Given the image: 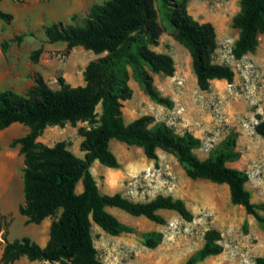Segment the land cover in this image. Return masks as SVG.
<instances>
[{"label": "rangeland", "instance_id": "rangeland-1", "mask_svg": "<svg viewBox=\"0 0 264 264\" xmlns=\"http://www.w3.org/2000/svg\"><path fill=\"white\" fill-rule=\"evenodd\" d=\"M105 1L2 0L0 9L11 14L12 20L10 23L0 20V91L24 95L34 85L36 75L52 90L59 89V78L72 87L83 86L86 65L105 54L96 55L80 46L67 50L61 42L50 44L44 28L52 23L62 27L82 26L90 8ZM239 1L186 0V11L194 20L214 27L217 48L212 62L227 66L234 73L231 82L213 80L209 90L201 91L187 50L174 39L163 0H154L160 35L158 44L148 48L169 56L175 71L172 76H164L145 69L161 96L170 100L171 107L150 99L132 69L127 67L131 97L122 102V117L127 124L141 116H151L150 128L163 123L174 135H192L199 141V146L192 151L199 160L208 158L211 151L231 137L234 157L225 165L247 174L244 187L251 202L259 204L264 203V138L255 133L254 127L264 120V35L259 36L254 52L240 59L233 57L231 49L238 31L232 27V18L239 11ZM17 37L21 40H16ZM3 44H7L5 49ZM38 49L41 53L33 62L30 54ZM96 112H100L99 106ZM85 126V123L50 126L37 140L50 147L63 142L75 157L84 159L78 129ZM27 132L28 128L20 124L0 130V174L13 173L11 179L0 181V251L6 241L22 237L44 247L49 239V227L60 214L58 211L55 217L35 225L26 224L18 213V207L24 202V165L19 146L11 143ZM109 149L118 161V168H107L97 161L90 166L101 195L119 193L134 202H147L158 195L171 196L182 200L193 218L186 222L175 212L160 210L157 214L164 223L157 224L116 208H106L120 223L140 233L160 232L162 239L156 247L149 248L134 234L112 236L93 225L91 235L97 264H185L203 246L208 230L220 233L218 244L223 250L196 264H255L256 258H264V226L230 202L226 185L188 178L184 167L169 152L157 150V158L151 160L141 148L116 140L109 142ZM75 191H82L80 182ZM260 215L264 217V212ZM13 264L58 263L30 262L22 257Z\"/></svg>", "mask_w": 264, "mask_h": 264}, {"label": "trees", "instance_id": "trees-1", "mask_svg": "<svg viewBox=\"0 0 264 264\" xmlns=\"http://www.w3.org/2000/svg\"><path fill=\"white\" fill-rule=\"evenodd\" d=\"M153 1L106 0L90 8L82 26L70 24L62 27L59 23H52L44 28L50 44L61 42L65 43L67 50L80 46L96 55L105 54L86 65L83 86L72 87L59 78V89L52 90L40 75H36L34 85L24 95L11 90L0 91V130L13 124L28 128L24 136L11 143V146H19L24 165V202L18 207V213L25 218L26 224L39 225L60 211L49 227V239L44 247L27 237L6 241L0 255L1 264H13L21 257L30 262L97 264L91 235L93 225L112 236L134 234L149 248L156 247L161 241L160 232L140 233L120 223L106 208H116L157 224L164 223L157 214L160 210L175 212L186 222L192 220L184 202L171 196L158 195L147 202H134L119 193L101 195L90 166L97 161L107 168H118V161L109 149L111 140L141 148L144 156L151 160L157 158V150L173 154L188 178L226 185L230 202L242 207L247 215L264 226V217L260 215L264 212V203L251 202L244 187L247 174L225 165L234 157L231 137L211 151L208 158L199 160L192 152L199 146V141L190 134L174 135L163 123L150 128L151 116L124 123L122 102L131 97L127 67L132 69L150 99L171 107L170 100L161 96L145 69L164 76H172L175 71L169 56L148 48L158 44L160 35ZM170 2H162L165 16L175 41L189 54L199 90H209L213 80L231 82L233 71L212 62L217 48L214 27L194 20L186 11V0ZM0 20L10 23L12 15L0 9ZM232 27L238 31L231 49L233 57L240 59L254 52L259 36L264 35V0H240ZM6 45L3 44V49ZM40 53V49L33 51L30 59L36 62ZM97 106L99 113L96 112ZM77 123L86 124L78 129L84 159L75 157L63 142L50 147L37 140L47 127L75 126ZM254 131L264 138V120L255 125ZM79 182L82 191L76 193ZM219 240L218 231H206L203 246L185 264H196L219 255L223 250ZM254 263L264 264V258H256Z\"/></svg>", "mask_w": 264, "mask_h": 264}, {"label": "crops", "instance_id": "crops-1", "mask_svg": "<svg viewBox=\"0 0 264 264\" xmlns=\"http://www.w3.org/2000/svg\"><path fill=\"white\" fill-rule=\"evenodd\" d=\"M13 175L12 172H8V173H1L0 174V181H7L9 179H11V176ZM81 192V191H80ZM79 192V193H80ZM2 251V250H1ZM1 251H0V255H1ZM22 258V257H21Z\"/></svg>", "mask_w": 264, "mask_h": 264}]
</instances>
